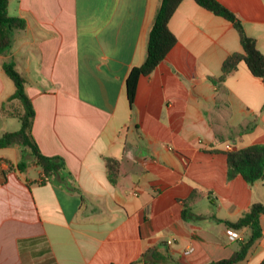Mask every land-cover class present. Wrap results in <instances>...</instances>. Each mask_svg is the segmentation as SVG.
<instances>
[{
	"label": "crops",
	"instance_id": "obj_1",
	"mask_svg": "<svg viewBox=\"0 0 264 264\" xmlns=\"http://www.w3.org/2000/svg\"><path fill=\"white\" fill-rule=\"evenodd\" d=\"M216 1L264 55V0ZM159 3L8 1L7 15L25 25L0 54V104L14 92L2 70L12 62L40 153L62 158L72 177L40 184L26 152L0 149V264H210L248 239L249 229L223 222L264 202V178L228 179L224 147L264 145V83L244 63L218 80L223 61L242 53L238 33L183 0L168 23L176 44L139 77L130 107L125 80L145 60ZM107 159L116 161L113 184ZM259 223L261 237L236 264L264 258V214Z\"/></svg>",
	"mask_w": 264,
	"mask_h": 264
},
{
	"label": "trees",
	"instance_id": "obj_2",
	"mask_svg": "<svg viewBox=\"0 0 264 264\" xmlns=\"http://www.w3.org/2000/svg\"><path fill=\"white\" fill-rule=\"evenodd\" d=\"M8 1L0 0V54L11 45L14 32L22 30L25 25L22 19L7 15ZM182 1L160 0L147 35L145 60L141 66L132 68L125 80L126 97L130 107L133 106L139 77L152 73L176 44V37L169 30L168 23ZM194 1L201 8L232 23L240 39L242 53H233L223 61L218 80L224 81L237 69L240 63H244L251 75L264 83V55L258 51L255 40L246 35L242 24L216 0ZM2 70L12 82L14 92L0 104V118L16 119L19 121L20 127L17 131L5 132L0 136V149L17 146L29 154L34 165L43 175L40 184L49 182L53 178H59L62 182H66V179L72 176L66 170L62 158L43 156L33 139L32 126L35 113L26 93L25 79L16 70L12 62L3 63ZM211 81L215 82L216 80L211 79ZM226 157L228 179L241 176L246 183L252 184L264 178V145H253L240 150H233L227 152ZM115 164V160H106L108 181L112 184L115 183L113 173ZM24 165L23 162L20 163L19 169L23 170ZM262 214H264V202L255 203L236 222H223L226 228L234 231L247 228L250 230V235L246 241L240 243L238 251L232 257L210 264H236L242 261L252 245L261 237L259 218ZM161 257L163 261H166V255ZM260 264H264V258Z\"/></svg>",
	"mask_w": 264,
	"mask_h": 264
},
{
	"label": "rangeland",
	"instance_id": "obj_3",
	"mask_svg": "<svg viewBox=\"0 0 264 264\" xmlns=\"http://www.w3.org/2000/svg\"><path fill=\"white\" fill-rule=\"evenodd\" d=\"M6 131L8 132H13L15 129H19L20 124L19 121L16 119H7L6 120ZM30 156L27 153H24V160L26 159L27 161L30 160ZM26 176H33L34 175V171L31 168H27V171L25 172Z\"/></svg>",
	"mask_w": 264,
	"mask_h": 264
},
{
	"label": "built area",
	"instance_id": "obj_4",
	"mask_svg": "<svg viewBox=\"0 0 264 264\" xmlns=\"http://www.w3.org/2000/svg\"><path fill=\"white\" fill-rule=\"evenodd\" d=\"M225 151L226 152H231V151H233V149H232V147H231V145L230 144H227V145H225ZM231 238H233V239H236L237 238V235L235 234V233H232L231 234ZM171 242H167V244L169 245ZM189 252H191V249L189 250V251H187L186 252V254H188Z\"/></svg>",
	"mask_w": 264,
	"mask_h": 264
}]
</instances>
